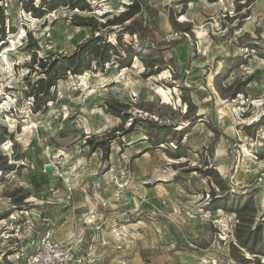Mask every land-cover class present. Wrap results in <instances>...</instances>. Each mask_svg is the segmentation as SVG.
I'll return each mask as SVG.
<instances>
[{
  "label": "rangeland",
  "instance_id": "rangeland-1",
  "mask_svg": "<svg viewBox=\"0 0 264 264\" xmlns=\"http://www.w3.org/2000/svg\"><path fill=\"white\" fill-rule=\"evenodd\" d=\"M80 1L0 0V264H264V0ZM93 36L122 59L47 90Z\"/></svg>",
  "mask_w": 264,
  "mask_h": 264
},
{
  "label": "trees",
  "instance_id": "trees-1",
  "mask_svg": "<svg viewBox=\"0 0 264 264\" xmlns=\"http://www.w3.org/2000/svg\"><path fill=\"white\" fill-rule=\"evenodd\" d=\"M195 0H186L187 3L194 2ZM208 1H213V0H208ZM41 5L38 7H31V9H26L28 13H31L33 16L36 18H42L43 15L48 11V10H55L59 6H65L69 7L70 9H78L80 6V0H41ZM134 3L131 8H134L136 6ZM138 7V6H136ZM135 7V8H136ZM49 8V9H48ZM83 10V9H82ZM147 10L152 11V14H156L157 11L154 10L151 7H147ZM140 11V8H136L135 11L132 13V15L137 14ZM1 13V31H0V36L4 41L5 38V29L4 27V15L2 10L0 9ZM131 17V14H130ZM130 18L124 19L122 18H117L112 21L106 22L104 26L102 27L103 29L108 28L109 26H116V25H123L126 23ZM134 24V23H133ZM89 26L95 29V24L89 23ZM134 25L126 27L125 30L126 32H132L134 33L135 31L132 29ZM252 50H257L258 46L254 45V47H251ZM116 56L119 60L122 59L121 53L117 51V48L112 45L111 43H108L103 37L101 36H93L89 40H87L85 43H83L78 51L73 53L70 56L66 57H61L59 59L54 60V62H47L46 61H38L37 66H41L42 70L45 72V74L48 76L47 81L45 82L46 84V89L49 90L52 86L55 84H52V79L53 76L59 74L60 76L58 79L63 78L66 73L69 71L73 75H82L86 70H90V60H94L96 65L100 69H104L106 64H109L113 61V56ZM264 59V53L260 55ZM36 63V59H35ZM157 73V72H156ZM154 73V74H156ZM153 74V75H154ZM42 91V90H41ZM238 92H242L238 91ZM239 93V94H240ZM45 94V92H43ZM47 94V93H46ZM187 102V101H185ZM188 103V102H187ZM46 106V105H44ZM111 106V112L113 115L122 118L125 115V112L118 106ZM127 120V119H125ZM161 143L158 141L155 146H160ZM219 187H222V185H218ZM213 203L209 204V210L210 211H216L219 209H223L225 211H228L227 207V200L225 199H217L214 196V199L212 200ZM220 203V205H217ZM239 244L242 248L248 249L250 252H254L252 248L249 247V243L247 241H243V239H239ZM262 254V253H261ZM264 255V254H262Z\"/></svg>",
  "mask_w": 264,
  "mask_h": 264
},
{
  "label": "built area",
  "instance_id": "built-area-1",
  "mask_svg": "<svg viewBox=\"0 0 264 264\" xmlns=\"http://www.w3.org/2000/svg\"><path fill=\"white\" fill-rule=\"evenodd\" d=\"M28 264H65L54 251L50 243H43L42 248L28 258Z\"/></svg>",
  "mask_w": 264,
  "mask_h": 264
},
{
  "label": "water",
  "instance_id": "water-1",
  "mask_svg": "<svg viewBox=\"0 0 264 264\" xmlns=\"http://www.w3.org/2000/svg\"><path fill=\"white\" fill-rule=\"evenodd\" d=\"M232 183H233V184H236V181H235L234 178L232 179ZM238 186H239V187H242L243 185H242V184H239Z\"/></svg>",
  "mask_w": 264,
  "mask_h": 264
},
{
  "label": "crops",
  "instance_id": "crops-1",
  "mask_svg": "<svg viewBox=\"0 0 264 264\" xmlns=\"http://www.w3.org/2000/svg\"><path fill=\"white\" fill-rule=\"evenodd\" d=\"M189 4H193V2L189 3Z\"/></svg>",
  "mask_w": 264,
  "mask_h": 264
}]
</instances>
